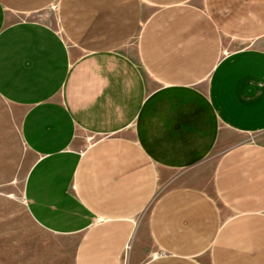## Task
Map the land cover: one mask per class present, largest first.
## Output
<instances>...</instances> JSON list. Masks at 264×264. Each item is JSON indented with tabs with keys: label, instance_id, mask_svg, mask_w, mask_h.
<instances>
[{
	"label": "crops",
	"instance_id": "obj_1",
	"mask_svg": "<svg viewBox=\"0 0 264 264\" xmlns=\"http://www.w3.org/2000/svg\"><path fill=\"white\" fill-rule=\"evenodd\" d=\"M0 264H264V0H0Z\"/></svg>",
	"mask_w": 264,
	"mask_h": 264
}]
</instances>
